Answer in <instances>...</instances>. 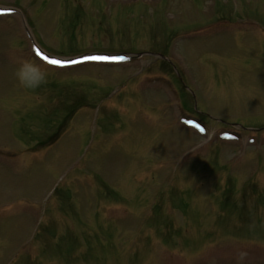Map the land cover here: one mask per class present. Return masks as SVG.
Here are the masks:
<instances>
[{
	"label": "rangeland",
	"instance_id": "374dc122",
	"mask_svg": "<svg viewBox=\"0 0 264 264\" xmlns=\"http://www.w3.org/2000/svg\"><path fill=\"white\" fill-rule=\"evenodd\" d=\"M0 7V264H264V0Z\"/></svg>",
	"mask_w": 264,
	"mask_h": 264
},
{
	"label": "clouds",
	"instance_id": "9594fccd",
	"mask_svg": "<svg viewBox=\"0 0 264 264\" xmlns=\"http://www.w3.org/2000/svg\"><path fill=\"white\" fill-rule=\"evenodd\" d=\"M14 76L22 88L35 90L47 83L50 73L31 59H22L14 69Z\"/></svg>",
	"mask_w": 264,
	"mask_h": 264
},
{
	"label": "snow or ice",
	"instance_id": "6c2138e0",
	"mask_svg": "<svg viewBox=\"0 0 264 264\" xmlns=\"http://www.w3.org/2000/svg\"><path fill=\"white\" fill-rule=\"evenodd\" d=\"M44 60H48L47 56L43 57ZM85 59H91V60H109V59H120L119 57H108V56H92V57H85ZM49 63L53 65H61L63 62L57 59H52L49 61Z\"/></svg>",
	"mask_w": 264,
	"mask_h": 264
},
{
	"label": "water",
	"instance_id": "95a60500",
	"mask_svg": "<svg viewBox=\"0 0 264 264\" xmlns=\"http://www.w3.org/2000/svg\"><path fill=\"white\" fill-rule=\"evenodd\" d=\"M48 58H50L49 56H47ZM77 59H79V58H77ZM71 61H73L72 59H69L67 62H71Z\"/></svg>",
	"mask_w": 264,
	"mask_h": 264
}]
</instances>
